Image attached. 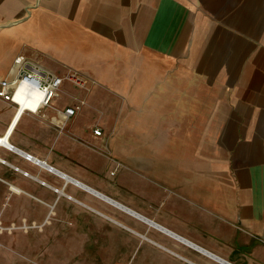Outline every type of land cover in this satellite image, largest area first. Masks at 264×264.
Instances as JSON below:
<instances>
[{"label": "crops", "instance_id": "0c3cea01", "mask_svg": "<svg viewBox=\"0 0 264 264\" xmlns=\"http://www.w3.org/2000/svg\"><path fill=\"white\" fill-rule=\"evenodd\" d=\"M19 53L95 83L0 97V264H264V0H0Z\"/></svg>", "mask_w": 264, "mask_h": 264}, {"label": "built area", "instance_id": "2783aa9c", "mask_svg": "<svg viewBox=\"0 0 264 264\" xmlns=\"http://www.w3.org/2000/svg\"><path fill=\"white\" fill-rule=\"evenodd\" d=\"M65 81H69L76 87L86 91H89L92 84L95 83L94 80L75 69H67L64 73H56L44 67L33 56L19 53L14 57L7 75L0 79V97L12 104L15 107L16 114L20 113V116L24 112L43 116L44 109L54 108L55 116L51 120L61 130L64 128L65 123L86 104L85 99L75 97L76 102L74 104L63 108L53 105L52 101L59 95L62 83ZM102 131L99 126L92 128V133L96 137L101 136ZM10 148H13V146H10ZM98 150L110 154L105 145L98 148ZM26 157L32 158L29 154ZM119 165L120 163L117 162L110 173L114 174ZM25 173L27 174V172ZM41 226L42 224L35 221L28 224L25 220H22L19 225L11 223L9 226L3 227L0 224V231L4 229L11 230L15 227L27 230L29 227L40 228Z\"/></svg>", "mask_w": 264, "mask_h": 264}, {"label": "bare ground", "instance_id": "6f19581e", "mask_svg": "<svg viewBox=\"0 0 264 264\" xmlns=\"http://www.w3.org/2000/svg\"><path fill=\"white\" fill-rule=\"evenodd\" d=\"M17 114H20V113H17ZM17 114H15L14 115V117H13V120H14V118H15V116L17 115ZM23 114V113H22ZM0 143H3V145H5V146H7V147H9L10 148V146H12L11 145V143L7 140V138L6 137H0ZM35 161H37V162H39L38 160H36V159H34ZM52 167V166H51ZM55 170V169H54ZM58 172V171H57ZM63 173V172H62ZM63 176H64V174H63ZM68 176V175H67ZM65 177V176H64ZM66 178V177H65ZM69 179V178H68ZM70 179H72V178H70ZM88 188V187H87Z\"/></svg>", "mask_w": 264, "mask_h": 264}, {"label": "water", "instance_id": "95a60500", "mask_svg": "<svg viewBox=\"0 0 264 264\" xmlns=\"http://www.w3.org/2000/svg\"><path fill=\"white\" fill-rule=\"evenodd\" d=\"M42 164H45L44 162H42ZM66 178H68L66 175H64ZM97 194H99V193H97ZM101 196H104V195H101ZM106 199H108V200H110L111 201V199H109V198H107V197H105ZM115 203V202H114ZM117 204V203H116ZM147 220V219H146ZM148 221V220H147ZM148 222H151V221H148ZM152 223V222H151ZM170 232V231H169ZM177 236V235H176ZM205 252H207V251H205ZM208 253V255L210 254V255H212L211 253H209V252H207ZM213 257H215V258H217V259H219V260H221V261H223L222 259H220V258H218V257H216L215 255H212ZM224 263H226V264H231V263H228V262H226V261H223Z\"/></svg>", "mask_w": 264, "mask_h": 264}, {"label": "rangeland", "instance_id": "374dc122", "mask_svg": "<svg viewBox=\"0 0 264 264\" xmlns=\"http://www.w3.org/2000/svg\"><path fill=\"white\" fill-rule=\"evenodd\" d=\"M17 225H19V224H17ZM35 238V237H34Z\"/></svg>", "mask_w": 264, "mask_h": 264}]
</instances>
